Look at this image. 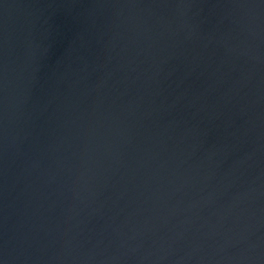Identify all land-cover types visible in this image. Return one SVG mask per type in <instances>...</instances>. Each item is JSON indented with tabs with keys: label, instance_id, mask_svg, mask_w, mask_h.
Instances as JSON below:
<instances>
[{
	"label": "water",
	"instance_id": "obj_1",
	"mask_svg": "<svg viewBox=\"0 0 264 264\" xmlns=\"http://www.w3.org/2000/svg\"><path fill=\"white\" fill-rule=\"evenodd\" d=\"M0 264H264V0H0Z\"/></svg>",
	"mask_w": 264,
	"mask_h": 264
}]
</instances>
